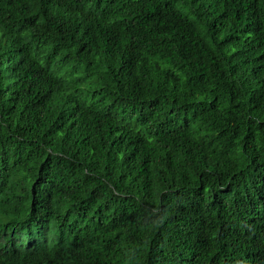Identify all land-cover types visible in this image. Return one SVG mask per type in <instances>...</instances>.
Here are the masks:
<instances>
[{
	"label": "trees",
	"instance_id": "obj_1",
	"mask_svg": "<svg viewBox=\"0 0 264 264\" xmlns=\"http://www.w3.org/2000/svg\"><path fill=\"white\" fill-rule=\"evenodd\" d=\"M12 229L0 264H264V0H0Z\"/></svg>",
	"mask_w": 264,
	"mask_h": 264
},
{
	"label": "bare ground",
	"instance_id": "obj_2",
	"mask_svg": "<svg viewBox=\"0 0 264 264\" xmlns=\"http://www.w3.org/2000/svg\"><path fill=\"white\" fill-rule=\"evenodd\" d=\"M10 235H11V238H10ZM9 239H10V242L8 244L7 241ZM12 242H15L13 229L12 230H9V231H2V230H0V252L3 253V254H5V256L6 255H12V254H21V253H15V252H18V251L21 252V251H23V249H25V247H23L19 243H15V244L12 245L13 246V250L8 251V252H13V253L5 252L4 250L7 247H10V243H12Z\"/></svg>",
	"mask_w": 264,
	"mask_h": 264
},
{
	"label": "clouds",
	"instance_id": "obj_3",
	"mask_svg": "<svg viewBox=\"0 0 264 264\" xmlns=\"http://www.w3.org/2000/svg\"><path fill=\"white\" fill-rule=\"evenodd\" d=\"M17 238L14 236V240H15V243H19L20 245H22L23 247H25V249L23 250H26L28 251L29 253H33L34 251H36L39 247V243H37L36 241L34 240H24L23 242H17L16 240ZM14 243V244H15ZM9 244V243H8ZM38 258V257H37Z\"/></svg>",
	"mask_w": 264,
	"mask_h": 264
}]
</instances>
